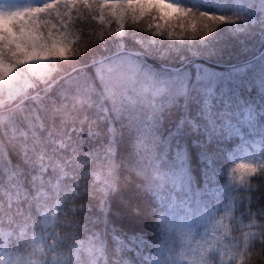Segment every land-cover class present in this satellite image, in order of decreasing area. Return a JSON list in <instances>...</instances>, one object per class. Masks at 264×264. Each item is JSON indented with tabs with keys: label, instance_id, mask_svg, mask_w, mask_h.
<instances>
[{
	"label": "snow or ice",
	"instance_id": "obj_1",
	"mask_svg": "<svg viewBox=\"0 0 264 264\" xmlns=\"http://www.w3.org/2000/svg\"><path fill=\"white\" fill-rule=\"evenodd\" d=\"M144 19L146 30L139 26ZM74 25L84 46L72 56L81 58L53 63L69 53ZM257 34L264 46V0H0V134L19 158L11 165L7 151L0 153L7 178L0 182V264H109V200L120 192L125 160L143 181L139 191L154 201L153 239L113 226L114 254L131 251L136 264H224L227 248L232 264H252L255 248L264 250V208L251 211L264 183L248 179L264 181V125L256 123L264 120V52L227 63L224 50L231 37L246 52L239 38ZM90 67L94 77L86 74ZM89 110L105 129L90 127L87 139L104 142L85 151ZM256 133L259 140L248 138ZM233 137L242 155L226 163L251 162L218 172L215 162ZM218 175L227 176L226 190L247 200L242 215L258 229L223 247L208 238L207 227L198 231L209 223L212 235L228 231L223 219L233 217L230 206H202L201 198L217 191L211 186ZM81 177L93 180L105 232L78 219L88 203L76 207L77 201L94 195L81 188ZM121 205L140 215L130 200Z\"/></svg>",
	"mask_w": 264,
	"mask_h": 264
},
{
	"label": "trees",
	"instance_id": "obj_2",
	"mask_svg": "<svg viewBox=\"0 0 264 264\" xmlns=\"http://www.w3.org/2000/svg\"><path fill=\"white\" fill-rule=\"evenodd\" d=\"M258 3V0H256ZM231 15V13H229ZM73 20H75V13H73ZM55 22V21H54ZM96 28L100 27L99 21L94 20L91 21ZM128 24H131V21H127ZM148 20L144 19L139 22V26L143 29H147ZM59 27V26H58ZM111 28L114 30L115 23L113 22L111 25ZM105 30H108V26H105ZM70 35H69V42H70V51L68 54H66L65 57H52L53 63H55L57 60L64 62L70 59H80L81 57H73L72 51H83L84 46V40L79 38V31L77 27L74 25L69 29ZM144 35H149L147 31L143 33ZM156 39H162L161 37L157 36ZM239 39H244L247 46L248 51H242V45L237 42L234 38H229L227 43L230 45L229 47L225 48L224 50V59L227 63H236L237 61L241 60H248L252 56H258L261 52H264V46H262L259 41L260 37L259 35H254L251 38H245L244 36H241ZM79 46V47H78ZM91 47V45H89ZM129 47H135L134 45L129 42ZM144 61L151 67L158 68L159 61L153 59L151 56H147L143 58ZM208 66L216 71H224L225 65H216L214 62H209ZM86 74L89 76L94 77L95 69L94 68H88L85 70ZM96 86L99 88L100 83L98 80H96ZM4 88V99L6 100L8 98L9 89L7 85L3 86ZM255 98L257 103H259V96L256 92H253L252 94ZM49 106L50 103H49ZM259 111V109H257ZM88 121L84 124L82 139H85L84 143V150L87 151L90 147H97L101 143L104 142L103 137L99 138H93V139H87V133L89 131V128L91 127L94 131H103L105 129V121L98 119L95 115L94 110H89L88 113ZM77 116L80 119H83L85 116L84 112L77 113ZM45 119L47 117L45 116ZM257 128L264 125V120H262L259 116L257 117ZM117 128H119V122H116L115 125ZM245 131H247L245 129ZM127 138V134L125 132V139ZM250 138H259V133H256L252 136L248 137ZM226 147L224 148V155L221 156L219 159L215 162V167L217 168V171L221 168H227L231 169L236 167L238 165L234 161L231 163H226L227 160H230L231 153L235 149L236 146H238L239 141L238 138L233 137L230 140L225 142ZM7 151L8 159L10 161L11 165H15L19 162V158L16 152L15 147L13 145L9 144L6 138L0 134V153H4ZM121 154L123 156H126L127 154L124 152L123 145L121 146ZM4 166L3 160H0V167ZM199 178V177H197ZM252 184L258 185L261 183H264V181H259L252 179L251 177L248 178ZM0 182L6 183V173L0 172ZM227 176L226 175H218V181L216 184L212 185L211 187L216 188L217 191L213 195H205L202 197V206L212 207L216 208L219 207L221 209L231 207L233 209V217H224L223 223L227 226V233L225 234V231L223 228H219L215 235H212V224L209 223L207 225H202L198 228V231L201 235L204 234L205 227H207L209 232V239L213 241H217V238H219L218 243H220V246L223 247L224 245H227L229 241L233 237H239L242 241L243 239V233L252 231L256 232L258 229L252 228L249 229L247 225L250 223L246 216L242 215V211H247V200H244L243 203L241 202V199L238 197V194H236L234 191L230 192L226 190L224 187L227 184ZM143 183L142 179L136 175L134 171H132L127 161L125 160L124 167H122L119 171V188L120 192L117 195H114L109 200V204L111 207L110 212L108 213L107 217V230L108 235L106 236L107 241V247H108V254L107 258L109 260V264H113V262L121 261V264L124 260L131 261V264H136V257L135 253L131 251H123L118 254H114V249L116 248V244L113 242L110 230L113 226L116 228L122 229L123 232L127 233L128 235L133 234H143L145 237H147L149 240L153 239V199L151 198L150 194H145L141 191H139L138 186ZM80 184L81 188H87L90 192H93L94 195L91 197H86L85 200L77 201L76 207H79L82 203H88V209L84 212H81L79 214L78 219L83 220L85 224L89 228H93V225H95L94 230L97 232H105L106 230V222L101 218L100 216V210L97 207V199H98V193H95V190L93 188V180L91 178H80ZM201 188L203 187V184L201 183L199 185ZM255 201L253 202V207L251 208V211L256 212L259 209L264 208V189H261V191H257L255 193ZM122 200H130L132 204L139 205L140 215L139 216H131L129 215L126 208L122 207L121 201ZM180 214H183L182 211L178 210ZM223 216V212L217 213V218ZM69 219H72L71 216H69ZM89 220L91 223H89ZM257 223H260V221H257ZM67 230V229H65ZM193 245H195V240L193 241ZM180 251L179 242H177L176 245V252ZM224 255L222 257L224 264H232V261L230 259V256L228 255V249L224 248ZM252 256V264H264V250L258 245L254 252L251 254ZM184 264H187V261H184Z\"/></svg>",
	"mask_w": 264,
	"mask_h": 264
},
{
	"label": "rangeland",
	"instance_id": "obj_3",
	"mask_svg": "<svg viewBox=\"0 0 264 264\" xmlns=\"http://www.w3.org/2000/svg\"><path fill=\"white\" fill-rule=\"evenodd\" d=\"M22 83H23V81H22ZM11 91L15 92V88H13ZM250 140H259V138H250ZM237 149H238V146L233 150L230 157H232L233 154L242 155V153L238 152ZM234 162L237 164H241V163L247 164V163H250L251 161L248 159H236V160H234Z\"/></svg>",
	"mask_w": 264,
	"mask_h": 264
}]
</instances>
